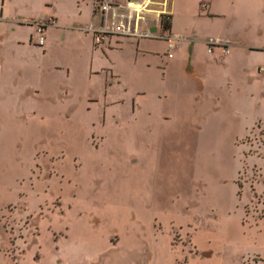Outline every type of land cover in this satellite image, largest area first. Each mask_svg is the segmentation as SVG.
I'll return each mask as SVG.
<instances>
[{
    "label": "rangeland",
    "instance_id": "obj_1",
    "mask_svg": "<svg viewBox=\"0 0 264 264\" xmlns=\"http://www.w3.org/2000/svg\"><path fill=\"white\" fill-rule=\"evenodd\" d=\"M31 92L0 109V264H264L263 121L134 135Z\"/></svg>",
    "mask_w": 264,
    "mask_h": 264
},
{
    "label": "crops",
    "instance_id": "obj_2",
    "mask_svg": "<svg viewBox=\"0 0 264 264\" xmlns=\"http://www.w3.org/2000/svg\"><path fill=\"white\" fill-rule=\"evenodd\" d=\"M0 2L1 110L40 107L25 97L46 93L65 105V117L80 110L82 125L126 123L134 135L153 127L160 138L208 118L219 133L226 111H234L247 131L264 122V0H207L205 9L192 0H172L168 33L185 37L172 57L159 37L109 35L94 46L86 30L91 0ZM49 17L57 24L46 27L40 46L26 20ZM208 36L226 41L230 52H209ZM76 41L84 45L82 53L71 51Z\"/></svg>",
    "mask_w": 264,
    "mask_h": 264
},
{
    "label": "built area",
    "instance_id": "obj_3",
    "mask_svg": "<svg viewBox=\"0 0 264 264\" xmlns=\"http://www.w3.org/2000/svg\"><path fill=\"white\" fill-rule=\"evenodd\" d=\"M171 3L172 0H91L92 17L86 30L92 33L97 45L104 43L109 35L165 38L168 56L172 57L174 49L185 37L163 33V22L171 17ZM2 6L0 2V10ZM202 8H207V4ZM26 22L34 25L36 43L40 46L46 43V27L57 24L54 17ZM205 44L209 52L215 48H221L222 56L230 52L228 43L214 36H208ZM259 71L264 74V65L260 66Z\"/></svg>",
    "mask_w": 264,
    "mask_h": 264
},
{
    "label": "trees",
    "instance_id": "obj_4",
    "mask_svg": "<svg viewBox=\"0 0 264 264\" xmlns=\"http://www.w3.org/2000/svg\"><path fill=\"white\" fill-rule=\"evenodd\" d=\"M171 28V17L170 19H165L163 22V33H167Z\"/></svg>",
    "mask_w": 264,
    "mask_h": 264
}]
</instances>
